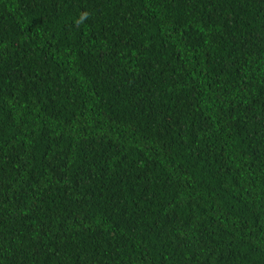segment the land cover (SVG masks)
<instances>
[{"label": "trees", "instance_id": "1", "mask_svg": "<svg viewBox=\"0 0 264 264\" xmlns=\"http://www.w3.org/2000/svg\"><path fill=\"white\" fill-rule=\"evenodd\" d=\"M0 264H264V0H0Z\"/></svg>", "mask_w": 264, "mask_h": 264}]
</instances>
